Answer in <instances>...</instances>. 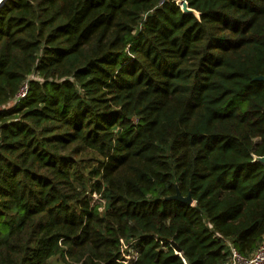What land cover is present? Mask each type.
Instances as JSON below:
<instances>
[{"label": "trees", "instance_id": "obj_1", "mask_svg": "<svg viewBox=\"0 0 264 264\" xmlns=\"http://www.w3.org/2000/svg\"><path fill=\"white\" fill-rule=\"evenodd\" d=\"M185 1L199 17L177 0L0 5V264H227L226 240L258 247L264 0Z\"/></svg>", "mask_w": 264, "mask_h": 264}, {"label": "built area", "instance_id": "obj_2", "mask_svg": "<svg viewBox=\"0 0 264 264\" xmlns=\"http://www.w3.org/2000/svg\"><path fill=\"white\" fill-rule=\"evenodd\" d=\"M177 2L179 4L181 3V1L179 0H177ZM25 92H26V87L24 86L16 95V99L23 97L25 95ZM226 245L229 248L227 264H264V237L260 242V244L258 245V247L249 256H244L240 254L237 251V249L234 247V245L228 240H226ZM132 246H134V243H132L127 248L129 251L127 255H125L127 260L134 258L136 256V251L132 248Z\"/></svg>", "mask_w": 264, "mask_h": 264}, {"label": "water", "instance_id": "obj_3", "mask_svg": "<svg viewBox=\"0 0 264 264\" xmlns=\"http://www.w3.org/2000/svg\"><path fill=\"white\" fill-rule=\"evenodd\" d=\"M4 2V0H0V5ZM180 8L183 12L185 13H192L194 14L196 17H199V12L191 7H189L187 1L182 0L180 3ZM256 80H264V76H259L256 77ZM255 161L261 162L264 164V156H255L254 157ZM166 199H175L177 201L186 203V204H190L192 202V197L190 194H187L186 196H183L180 191L178 190V188H176V192L175 194L166 197ZM172 246L174 247L176 252H180L181 249L178 247V245L175 242H172Z\"/></svg>", "mask_w": 264, "mask_h": 264}]
</instances>
